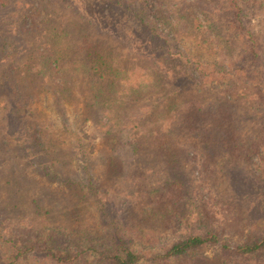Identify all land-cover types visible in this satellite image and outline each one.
I'll return each mask as SVG.
<instances>
[{"label": "rangeland", "instance_id": "rangeland-1", "mask_svg": "<svg viewBox=\"0 0 264 264\" xmlns=\"http://www.w3.org/2000/svg\"><path fill=\"white\" fill-rule=\"evenodd\" d=\"M138 1L131 2L136 4ZM234 1L241 5L240 12L232 7L231 0H161L164 12L160 13L162 17H153L157 23V36L152 37L147 28L139 25L130 14L119 11L124 9L116 0H100L109 17L98 12L84 14L80 4L72 0H30L28 12L34 18L33 24L30 33L20 32L26 38L27 48L18 55H13L10 49L12 60L8 56L0 63V76L10 74L7 71L13 61L19 67L12 78L22 80L21 83L11 81L9 89H15L0 97L1 263L57 264L46 252L20 258L15 253L19 246L39 240L48 241L56 250L62 251H76L90 245L111 248L114 245L113 234L121 232L132 239L133 247L143 254L163 252L176 240L197 233L203 225L204 205L209 204L218 210L216 202L225 203V207L232 205L236 215L243 220L242 233L229 237L231 244L242 242L246 235L264 234V161L255 158L252 163L239 165L240 180L225 159L221 160L216 175L212 177L203 171L202 163L183 161L189 184V190L184 194L187 196L185 201L178 205L153 206L146 193L157 183H165L167 177L163 173L151 175L154 170L150 160L130 163L122 158L112 165V139L104 134L97 123L89 119L83 121L86 119L83 110L76 107L70 113H52L56 93L61 89L58 84L50 82L55 72H50L49 79L44 80L29 73L33 62L28 54L32 50L40 54L42 46L53 43V40L60 42V47L66 51L74 52L85 41H90L99 44L110 54L121 56L125 69H133L128 74L131 80L147 82L138 95L141 96L139 101L125 112V139H134L138 132H145L146 128L153 130V123L161 124L151 107L154 97L177 93L178 87L180 91L181 87L202 86L209 89L208 93L226 91L238 95L251 93L255 86H260L264 93V0ZM8 2L11 5L13 0ZM180 13L186 17L193 16L200 22V30L204 33L201 43L192 39L189 27L186 33L172 28L168 19L174 20ZM47 14H51L52 18L48 19ZM236 14L243 20L246 29L257 37L260 56L248 54L252 43L249 34L233 21ZM207 17L214 19L213 23L208 22ZM110 24L120 27V34L115 33ZM46 28L48 32H44ZM10 41L16 42V36H11ZM147 46H151L152 51H159V55L149 58L150 53L147 55L141 51L144 49L147 52ZM54 49L55 46L49 50ZM255 60L258 62H253ZM26 61H29L27 66ZM36 61L40 65V56ZM60 64L62 67L63 63ZM216 64L217 68L214 67ZM220 68L222 71L218 70ZM254 70L256 73H249ZM259 75L261 79L257 78ZM204 76H207V84L204 83ZM43 86L48 90L41 91ZM22 91L30 101V110L36 112L33 115L24 111L19 113L27 120L28 135L40 130L48 132L42 125L46 120L41 110L43 108L48 113L49 122L54 125L66 122L70 127L76 126L80 134L88 135L84 161H78L79 154L75 157L73 140L63 143L47 140L46 154L57 174H47L31 167V163L21 154L20 144L8 139V131H12L18 121L12 116V106L16 105L17 96L22 95ZM156 91H159L157 95ZM255 95L253 93L251 96ZM171 105L163 103L162 111ZM255 111L260 114V120L253 129L251 127L250 132L254 135L264 133V105ZM138 118L141 121L137 124L141 127L139 131L132 124ZM101 124H104L103 121ZM33 146L40 147L37 143ZM248 186H253L256 191ZM76 187H84L87 197L83 198ZM244 187L252 193V197L239 201L242 198L239 188ZM80 201H84L86 206L78 212L80 208L76 209L75 205ZM78 213L80 219L76 222L74 219ZM200 252L216 258L217 264L224 263L222 256H218L221 251L216 247ZM77 264L98 262L94 257H87ZM224 264H264V257L232 262L225 260Z\"/></svg>", "mask_w": 264, "mask_h": 264}, {"label": "trees", "instance_id": "trees-1", "mask_svg": "<svg viewBox=\"0 0 264 264\" xmlns=\"http://www.w3.org/2000/svg\"><path fill=\"white\" fill-rule=\"evenodd\" d=\"M64 1L67 2V0ZM72 1L80 4V10L84 14L98 12L108 16L106 15L107 9L100 3V0ZM131 1L116 0L124 9H119V11H126L139 25L147 28L149 35L151 33L152 37L157 36V23L155 24L153 17H162L160 13L164 12V8L161 6V0H139L136 4ZM231 3H233L231 6L237 11L242 10L238 1L231 0ZM29 8L30 0H13L11 5L8 0H0V63H3L8 56L12 60L9 55L10 49H12L13 55H18L27 48L25 46L26 38L20 32L30 33L34 18H31L28 12ZM47 15L48 19L52 18L51 14V16ZM168 20L173 29L178 28L186 33L189 27L192 39L201 43L204 33L200 30L202 25L197 22L195 17H186L180 13L174 20ZM213 21L214 19L211 17L208 18V22L213 23ZM233 21L249 34L248 38L252 45L249 47L248 54L260 56L255 34L246 29L243 20L239 19L237 14ZM110 25L115 33L120 32V27ZM83 29L85 30V27ZM44 32H48L47 28L44 29ZM13 35L16 36V42L10 41ZM53 46L55 49L49 50ZM60 46V42L53 40V43L42 46L43 50L40 54L32 49L28 54L33 62L30 66V74L42 77L44 80L49 79L50 72H55V76L50 82L58 84L61 89L56 93L55 107L52 106V113H56V111L70 113L76 107L83 110L86 113V119L83 121L89 119L93 123H97L104 134L112 139L110 141L114 148L112 165H116L122 158L124 162L130 163L150 160L154 170L151 175L159 176L160 173H163L167 177L165 183H157L156 187L146 193L153 206L170 203L178 205L179 202L185 201L187 196L184 194L189 190V184L185 178L183 161L193 160L202 163L203 171L212 177L216 175L221 160L225 159L238 180H240L237 168L239 165L252 163L255 158L264 161V133L257 131L258 133L254 135L250 132L252 131L251 127L253 129L260 120V114L255 110L264 105L262 87L255 86L251 93L243 92L238 95L236 93L229 94L226 91L208 93L209 89L202 86L186 89L181 87L180 91L178 87L177 93L156 96L152 101L151 107L161 124L153 123V130L146 128L145 132H138L134 139L126 140V126L123 123L127 122L125 112L137 100L139 101L141 96L138 95L147 82H133L128 76L133 69L129 71L125 69L124 59L119 55L108 53L97 43L85 41L74 52L66 51ZM147 48H149L148 53L144 49L141 51L147 55L150 53L149 58H156L159 55V51H152L151 46H147ZM167 54L169 55V53ZM39 56L40 65L36 61ZM60 62L63 63L62 67ZM27 65H29V61L25 62V66ZM18 67L19 65L13 64L12 61V65L7 71L10 74L0 76V97L15 89V87L9 89L11 81L21 83V79V81H17L12 78V74ZM214 67L217 68L218 64ZM218 70L222 71V68ZM249 73L254 74L256 70ZM206 77L204 76L205 84L208 83ZM257 78L261 79V76L259 75ZM213 86L215 87V85ZM43 90L47 91L48 89L43 86L41 91ZM20 93L22 95H16L18 97L16 105L12 106V116L16 117L18 121L15 122L16 126L14 124L13 130L8 131L10 137L8 139L16 140L20 144L21 154L31 163V167L47 174H57L53 163L46 154L47 140L57 143L73 140L75 142V157L79 154L78 161H84L86 157L85 139L88 138V135L80 134L75 128L76 126L70 127L66 122L54 125L49 122L48 113H45L46 110L43 108L41 110L46 120L42 125L48 129V132L40 130L38 133L28 135L25 123L27 120L19 113L24 111L33 115L36 112L30 110V101L23 95L24 91ZM158 93L159 91H156V95ZM253 93L256 94L254 97L251 96ZM165 102L172 105L163 112L161 105ZM102 121L104 124H101ZM139 121L140 118L132 122L137 131L141 130L140 126H137ZM133 135L134 133L131 136L133 137ZM35 143L40 147H34ZM249 183L252 184L251 181ZM248 188L254 189L253 186H248ZM75 189L79 194H82L83 198L87 197L83 191L84 187ZM239 189L242 196L239 201L252 197V193L246 191L247 187ZM215 205L219 207L218 210H214L209 204L204 205L203 225L198 228L197 233L176 240L163 252L143 254L133 247L134 241L121 232L113 234L114 245L111 248L90 245L76 251H62L58 248L56 250L48 241L39 240L37 243L21 245L18 248L16 245L15 255L20 258L37 252H46L57 264H77L82 260L85 261L87 257L96 258L98 264H166L168 262L217 264L216 258H211L200 252L205 248L216 247L221 251L218 256H222L224 263L225 260L232 262L264 257V234L246 235L242 242L231 244L228 239L242 233L243 220L236 215V209L232 205L228 204L225 207L223 202H216ZM75 206L76 209L80 208L78 210L80 212L81 207L86 206V203L80 201ZM78 219H80L79 213L74 221L77 222ZM0 264L3 263L0 262Z\"/></svg>", "mask_w": 264, "mask_h": 264}]
</instances>
